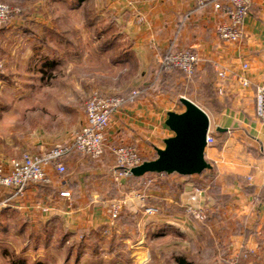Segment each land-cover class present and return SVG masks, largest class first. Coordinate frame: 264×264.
Wrapping results in <instances>:
<instances>
[{
	"label": "crops",
	"instance_id": "obj_1",
	"mask_svg": "<svg viewBox=\"0 0 264 264\" xmlns=\"http://www.w3.org/2000/svg\"><path fill=\"white\" fill-rule=\"evenodd\" d=\"M0 1L23 8L11 25L0 29V47L4 48L8 71L16 68L10 61L22 68L35 60L41 86L52 88L54 99L60 91L73 87L90 89L94 85L93 89H99L96 83L91 85L95 80L92 73L106 83L103 88L118 94L141 91L114 114L107 131L108 145L134 144L144 160H151L157 157V148L165 147L164 139L174 135L166 125L168 112L182 110L170 107L165 95L156 92L158 85L172 83L165 79L171 72L161 69V59L170 50L198 53L194 77L186 79L178 71L181 82H187L204 104L207 97L203 90L209 88L221 107L209 103L204 108L190 98L208 113L211 127L217 131L216 142L207 146L205 154L212 167L197 174L198 179L178 173L120 178L115 173V157L107 149L96 159L79 152L69 154L64 158L66 173L49 168L52 182L32 185L23 198L9 199L12 190L0 187V202H5L0 205V264L11 262L4 255L6 250H19L21 242L25 248L32 234L63 229L70 234L65 248L78 250L73 243L77 238L90 243L83 257L73 254L66 258L69 262L74 259L85 264L91 246L98 243L110 251L99 262L95 256L96 264H226L231 259L264 264V119L255 112L256 90L264 83V0L251 7L245 36L239 42L218 36L217 27L226 17L211 2ZM59 7L68 15L45 13L48 8L53 12ZM81 12L82 16L76 15ZM244 62L249 63L248 86L239 79ZM217 68L228 74L221 83L222 92ZM105 71L116 74L114 85L105 78ZM48 73H52L50 83L44 76ZM29 103L44 105L47 101L18 99L22 106ZM82 119L80 128L89 124L86 114ZM219 127L224 131H218ZM74 132L60 139L55 129H40L31 140L16 147L19 150L8 155L0 152V162L8 168L24 151L41 154L70 141ZM16 153L19 155H12ZM144 178L147 193L132 189L124 199L127 208L114 219L112 204L119 202L123 185L143 182ZM42 205L50 210L44 211ZM150 205L159 211L148 214L145 208ZM190 205L204 207L206 221L188 214ZM127 215L135 220L126 221ZM12 263L18 264L16 259Z\"/></svg>",
	"mask_w": 264,
	"mask_h": 264
},
{
	"label": "built area",
	"instance_id": "obj_2",
	"mask_svg": "<svg viewBox=\"0 0 264 264\" xmlns=\"http://www.w3.org/2000/svg\"><path fill=\"white\" fill-rule=\"evenodd\" d=\"M199 5L211 2L216 10L221 11L226 20L217 27L218 36L226 41L239 42L246 33L245 22L250 15L251 7L257 0H195ZM23 13V8L13 5L6 1H0V28L11 25L16 17ZM200 57L192 49L170 50L161 59V69L164 72L179 71L186 79H192ZM249 63L242 64V71L239 75L240 82L244 86L250 85V80L246 76ZM4 69V62L0 59V72ZM219 91L222 92L221 83L227 78L225 69H218ZM140 90H133L128 95H103L94 92L87 100L85 114L89 124L76 130L70 141L56 145L41 154L24 152L21 157L11 160L7 168L0 162V187H6L12 190V198H23L27 190L35 184H49L52 177L49 168L58 174L67 172L64 158L73 152H79L91 158H100L107 149L115 157V173L118 177L133 176L131 169L141 165L145 160L138 147L134 144L108 145L107 131L111 124L114 114L133 102ZM255 112L258 118L264 119V83L258 86L256 90ZM216 142L214 129L209 128L207 134L208 146ZM5 202H0V205ZM122 201L112 204V217L118 218L123 208ZM44 211H49V206H41ZM145 211L148 214L157 213L159 208L154 205L146 206ZM188 214L199 221H206L207 210L204 207L188 206ZM226 264H248L238 259H231Z\"/></svg>",
	"mask_w": 264,
	"mask_h": 264
},
{
	"label": "rangeland",
	"instance_id": "obj_3",
	"mask_svg": "<svg viewBox=\"0 0 264 264\" xmlns=\"http://www.w3.org/2000/svg\"><path fill=\"white\" fill-rule=\"evenodd\" d=\"M45 13L60 17L68 15L65 8L60 7L53 12L52 9L48 8ZM76 15L82 16V12ZM3 49L0 47V59L4 62V69L0 72V152L4 155H8V152L11 150L12 152L19 150L16 147L31 140L33 137L32 135L40 129L43 131L55 129V131L59 133L58 138L60 139L69 132L80 129L83 123L82 118L85 114L86 102L94 92L103 95H121L116 93L112 88V91L108 89V87L103 88L106 83L102 84V82L98 80L99 74L92 73L91 79L94 77L95 80L91 81L93 82L91 85L96 83V87L99 89H93L94 85L90 89L85 86L84 88L73 87L71 90H66V92L60 91L58 96L54 99V95L51 93L52 88L41 86L38 78L40 75L35 70V68H37L35 60L32 59L29 63L23 64L22 68H19L18 62L14 64V61H12L13 63L10 61V65H16V68L11 67L12 70L8 71V66L5 65L7 62L3 56ZM100 60H102V58H98V61ZM102 68L107 67L102 65ZM14 69L17 71L13 72ZM180 74L181 73L176 70L172 71L171 74H168L167 78H165L166 80H171L172 83L158 85L156 87L157 90L155 89L156 92H162L165 95L166 103L177 110H185V106L182 104L180 98L186 95H188L186 97L201 103L200 105H202V107H207L198 95L191 90V86H189L187 82H185V84L181 82L182 75ZM115 75L114 72L109 73L105 71L104 73L105 78L108 79V81L111 80L112 85L115 84ZM44 76H48L47 81L50 83L52 73L44 74ZM84 85L86 84L84 83ZM21 97L29 98L32 101H34L35 98H41L46 100L47 103L44 105L29 103L22 106L18 104V99ZM216 132L217 131L214 130V135ZM140 153L144 157L141 151ZM12 155L18 156L19 154L16 153ZM194 178L198 179L200 177L199 175L197 176V174L190 177V179ZM143 180V182L141 181L139 183H125L121 195L118 196V201L122 200V202H124V199L130 196V191L136 187L141 190L142 194H146L147 178ZM125 208H127L126 203H123V210ZM125 219L126 221H131L133 218L127 215ZM69 236L70 234L66 233L64 229L59 230L57 233L54 231H44L41 234H37V236L32 234L28 238L25 248L22 249L24 243L21 242L19 250H6L4 255L5 257L11 258V262L8 264H13L12 259H16L18 264H83L81 260H79V263H76L74 259L72 262H69L66 258L69 256L72 257L73 254L75 257H83L86 249L85 247L89 246L90 243L86 242L84 238H77L73 243L78 250L73 247L65 248V241ZM35 237H37V240H34ZM96 238L98 237L96 236ZM24 242H26V240ZM36 244L39 245L40 248L35 249ZM106 251H110V249L98 245V243L92 245L89 254H87L89 257H87V259L85 257V260H87L85 264H96L93 263L95 256L97 257V262L103 260ZM129 251L126 252L130 254ZM122 252L125 255V250ZM118 255L119 253H116V256Z\"/></svg>",
	"mask_w": 264,
	"mask_h": 264
},
{
	"label": "water",
	"instance_id": "obj_4",
	"mask_svg": "<svg viewBox=\"0 0 264 264\" xmlns=\"http://www.w3.org/2000/svg\"><path fill=\"white\" fill-rule=\"evenodd\" d=\"M185 110L168 112L166 125L174 132L164 139L165 147L157 148V157L145 160L133 167V176L147 173H178L181 175L201 174L212 167L206 159L207 134L211 125L208 113L186 96L180 98ZM224 131L223 128H217Z\"/></svg>",
	"mask_w": 264,
	"mask_h": 264
},
{
	"label": "trees",
	"instance_id": "obj_5",
	"mask_svg": "<svg viewBox=\"0 0 264 264\" xmlns=\"http://www.w3.org/2000/svg\"><path fill=\"white\" fill-rule=\"evenodd\" d=\"M203 91H204V93L206 94V97H207L206 106H207V104L209 105V103H211L210 105H213L215 107L217 106L218 109H221V107L218 106V102H217L216 98L211 95V92H210L211 90L209 88H207L206 90L204 89ZM162 231H160V232H162Z\"/></svg>",
	"mask_w": 264,
	"mask_h": 264
}]
</instances>
